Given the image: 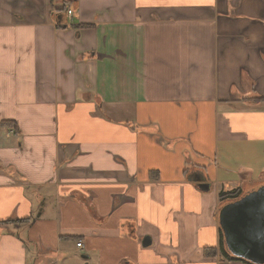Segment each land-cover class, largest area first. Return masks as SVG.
Wrapping results in <instances>:
<instances>
[{
    "label": "crops",
    "instance_id": "1",
    "mask_svg": "<svg viewBox=\"0 0 264 264\" xmlns=\"http://www.w3.org/2000/svg\"><path fill=\"white\" fill-rule=\"evenodd\" d=\"M2 121L0 264H246L219 193L264 185V0H0Z\"/></svg>",
    "mask_w": 264,
    "mask_h": 264
},
{
    "label": "water",
    "instance_id": "2",
    "mask_svg": "<svg viewBox=\"0 0 264 264\" xmlns=\"http://www.w3.org/2000/svg\"><path fill=\"white\" fill-rule=\"evenodd\" d=\"M219 225L232 256L264 264V185L223 205Z\"/></svg>",
    "mask_w": 264,
    "mask_h": 264
},
{
    "label": "trees",
    "instance_id": "3",
    "mask_svg": "<svg viewBox=\"0 0 264 264\" xmlns=\"http://www.w3.org/2000/svg\"><path fill=\"white\" fill-rule=\"evenodd\" d=\"M0 124L1 125H10V127L12 126V128H14L16 125L15 123H12L11 121H2V122H0ZM245 194H246V192L244 190H242L241 188H235V189H232L229 191L221 190L219 193V200L221 202V206H223L227 203L236 201V200L240 199L242 196H244ZM220 251H221V254L224 255L223 258L226 260H229V261L240 260L246 264H252L246 260H241L239 258H236L227 252L225 242H224V235H223L222 231H221ZM214 253H215V251L213 249H207V251H206L207 255H212Z\"/></svg>",
    "mask_w": 264,
    "mask_h": 264
},
{
    "label": "built area",
    "instance_id": "4",
    "mask_svg": "<svg viewBox=\"0 0 264 264\" xmlns=\"http://www.w3.org/2000/svg\"><path fill=\"white\" fill-rule=\"evenodd\" d=\"M67 14H68V16H69V19H68L69 22H72V18H71L72 10L69 9V10L67 11ZM77 245H78V247H81V246H82V243L80 242V243H78Z\"/></svg>",
    "mask_w": 264,
    "mask_h": 264
}]
</instances>
